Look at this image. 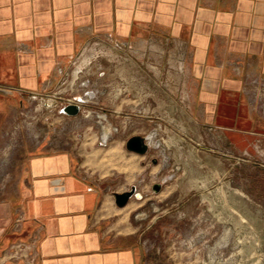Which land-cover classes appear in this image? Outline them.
Returning a JSON list of instances; mask_svg holds the SVG:
<instances>
[{
	"label": "rangeland",
	"instance_id": "obj_1",
	"mask_svg": "<svg viewBox=\"0 0 264 264\" xmlns=\"http://www.w3.org/2000/svg\"><path fill=\"white\" fill-rule=\"evenodd\" d=\"M104 42L89 61L72 64L78 75L68 74L54 95L17 99L0 128V198L15 189L24 155L66 152L109 198L111 232L138 243L141 264H264V139L235 145L219 139L215 122L198 124L172 42ZM77 100L76 115L61 113ZM132 136L144 138L146 153L125 148ZM131 188L118 207L114 194ZM33 249L18 239L0 264H30Z\"/></svg>",
	"mask_w": 264,
	"mask_h": 264
},
{
	"label": "crops",
	"instance_id": "obj_2",
	"mask_svg": "<svg viewBox=\"0 0 264 264\" xmlns=\"http://www.w3.org/2000/svg\"><path fill=\"white\" fill-rule=\"evenodd\" d=\"M152 38L172 42L185 63L198 124L215 122L235 145L264 139V0H0V128L17 99L54 95L104 41ZM73 160L23 156L15 189L0 198V253L20 239L33 242L30 264H141L138 243L111 232L109 198Z\"/></svg>",
	"mask_w": 264,
	"mask_h": 264
},
{
	"label": "water",
	"instance_id": "obj_3",
	"mask_svg": "<svg viewBox=\"0 0 264 264\" xmlns=\"http://www.w3.org/2000/svg\"><path fill=\"white\" fill-rule=\"evenodd\" d=\"M1 92H4V89H0ZM81 105V101L77 100V102L73 104H68L62 108L63 113L67 115H76L79 112V106ZM125 148L128 151H132L138 154H144L147 152V145L144 141V138L140 136H132L125 143ZM159 189V185H154L153 190L157 191ZM135 189L131 188V190L114 194V202L118 207H123L128 200L134 195Z\"/></svg>",
	"mask_w": 264,
	"mask_h": 264
},
{
	"label": "bare ground",
	"instance_id": "obj_4",
	"mask_svg": "<svg viewBox=\"0 0 264 264\" xmlns=\"http://www.w3.org/2000/svg\"><path fill=\"white\" fill-rule=\"evenodd\" d=\"M107 206H108V202H107V200L105 199V200L103 201L101 207H105V208H107Z\"/></svg>",
	"mask_w": 264,
	"mask_h": 264
},
{
	"label": "built area",
	"instance_id": "obj_5",
	"mask_svg": "<svg viewBox=\"0 0 264 264\" xmlns=\"http://www.w3.org/2000/svg\"><path fill=\"white\" fill-rule=\"evenodd\" d=\"M61 113H63L62 109L60 110ZM109 136H105L103 139H102V142L106 143V141L108 140Z\"/></svg>",
	"mask_w": 264,
	"mask_h": 264
}]
</instances>
